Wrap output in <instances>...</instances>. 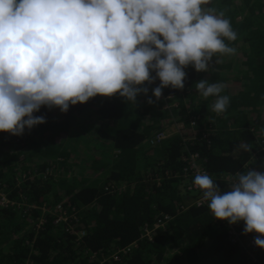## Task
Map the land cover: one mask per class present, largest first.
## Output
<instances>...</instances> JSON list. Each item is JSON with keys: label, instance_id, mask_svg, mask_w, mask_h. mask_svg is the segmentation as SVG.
Segmentation results:
<instances>
[{"label": "trees", "instance_id": "16d2710c", "mask_svg": "<svg viewBox=\"0 0 264 264\" xmlns=\"http://www.w3.org/2000/svg\"><path fill=\"white\" fill-rule=\"evenodd\" d=\"M48 1L0 0V73L8 74L12 67L10 74L19 72L24 83L19 86L22 97L10 99L6 85L13 75L0 76V141L16 120L25 118L24 126L15 127L22 132L17 149L35 156V168H44L48 162L57 167V157L66 158L72 152L65 145L76 146L84 128L94 129L95 139L116 153L93 162L92 174L109 169L100 182L80 184L75 191L63 190L64 194L59 190L65 186L61 178L40 177L31 184L37 203L62 199L80 208L86 232L82 242L74 244L75 235L50 221L36 236L29 228L23 236L28 221L16 211L0 208V264H92V252L101 258L124 247L128 251L120 254L121 260L110 259L107 264H264L262 4L257 0L238 21L248 0H241L239 6L233 0H179L168 5L160 0L148 11L154 22L147 32L154 39L151 50L156 64L150 78L140 76L138 70L150 51L134 52L131 44L136 30L125 24L131 17L141 21L142 16L132 11L134 6L118 8L120 16L111 23L112 36L100 40L77 24L75 28L54 23L50 9L46 21L40 8ZM52 1L61 19H72L71 13L62 14L65 0ZM71 1L77 23L81 16L92 20L104 11L103 0H96L95 9L84 0ZM201 18L205 25L212 19L208 27L214 32L207 40L199 25ZM228 41L230 46L243 45L238 52L243 54L239 56L242 61L235 63L238 71L228 74L238 82L218 80L213 92L209 86L200 90L207 75L201 70L203 61L214 63ZM115 47L123 55L119 65L110 58ZM47 67L58 69L44 86ZM126 70L136 79L129 88L121 79ZM174 116L186 122L181 133L199 140L184 143L179 135H171L150 150L137 147ZM203 125L212 129L205 132ZM193 129H197L195 135ZM67 133L74 135L73 140L66 137L60 150L58 138ZM6 148H0V165L15 163L19 157L15 149ZM188 152L197 153L198 164L210 172L209 186L218 189L219 200L227 204L223 214L211 204L181 208L184 196L177 189L185 165L182 157ZM43 161L47 163L42 165ZM60 169L67 171V167ZM166 171L172 177H165ZM156 174L161 177L159 185ZM111 184L125 188L104 189ZM160 212L171 214L172 219L154 231L151 239L141 237L143 225ZM229 229L251 238L254 246L231 243ZM26 237L33 242L26 243Z\"/></svg>", "mask_w": 264, "mask_h": 264}, {"label": "built area", "instance_id": "2783aa9c", "mask_svg": "<svg viewBox=\"0 0 264 264\" xmlns=\"http://www.w3.org/2000/svg\"><path fill=\"white\" fill-rule=\"evenodd\" d=\"M159 1L160 0L116 1V3L120 6H134L132 11L142 16L141 21H136L134 17H131L136 24V27H134L137 34L135 39L139 44L148 43L149 39L151 38V35L149 34V32H147V30L150 26L153 27L154 22L150 21L148 17V11H153L151 8L155 9L160 3ZM169 1L175 3L179 0H163L164 5H168ZM84 2L90 8H96V0H84ZM110 8L103 7L102 3V9L104 10V13L99 17L97 16L95 19L90 20L87 16L84 15V20L83 18L80 19V22L82 21L83 28L86 31L94 30L95 28H93L92 25L99 22L102 19L101 16L106 17L107 12H110L111 16L113 14L114 17L120 16L119 10L112 12L110 11ZM128 21L129 20H125V22ZM152 40L154 39H151V42ZM152 67H156V64L154 62ZM7 72L11 73V68H9ZM164 97L169 98L170 96ZM176 119L178 120L179 117H176ZM182 123L183 121L179 123L180 131L174 133L173 135H179V138L184 143L190 142L192 140H199L181 133L184 129L181 125ZM194 124L195 121H191V125L194 126ZM196 130L197 129H193V135L196 134ZM208 130L211 129L208 128ZM165 131L166 129L163 127L154 130L145 138L144 142L152 146L160 144L162 140L166 139ZM205 136L206 133L203 132L201 137L204 139ZM260 147L261 149H264V140L260 141ZM182 160L185 162V165L183 166V170L179 175V177H182L181 186L187 191L188 189H190V191L198 193V196L196 197L198 201L195 203H184L183 205H181V208L186 209L189 205L193 204H195L196 206H205L206 204H211L212 206L218 208L223 214L227 209V204L219 200V190L209 186V173L204 166L198 164V154L188 152L182 157ZM21 163L22 162H18L11 165L10 170H8L6 174L0 170V172L3 173V177H0V208L16 211L18 215L24 217V219L28 221V227L22 230L23 236L27 235L28 228L31 232L33 231L34 236H36L37 233L41 232L44 229L45 224L50 221L53 226H61L65 232L75 235L76 240H84L86 232L81 223V213L79 207L75 205H67L62 199L52 203L48 201L37 203L33 199V187L31 184L37 177L41 176L45 179L51 175H56L57 173L54 171V167L48 165L44 169H38L35 167L32 168L26 166ZM160 182L156 184L159 185ZM124 187L125 186H115L114 184H111L105 186L104 189L113 191L117 190L118 188L123 189ZM171 219V214L162 212L158 213V215L155 216L152 222L143 225L141 237L151 239L153 232L158 229L165 228V225ZM229 234L231 243L244 245L245 247L254 246V242L251 238L240 236L239 233H237L235 230L229 229ZM25 240H28L26 241V243L33 242L32 240L29 241L28 237H26ZM127 251L128 247L120 248L109 256L101 254V258L98 257L97 252H92L90 258L92 259V264H107L110 259L121 260L120 254L127 253Z\"/></svg>", "mask_w": 264, "mask_h": 264}, {"label": "rangeland", "instance_id": "374dc122", "mask_svg": "<svg viewBox=\"0 0 264 264\" xmlns=\"http://www.w3.org/2000/svg\"><path fill=\"white\" fill-rule=\"evenodd\" d=\"M116 1L117 0H110V1L103 0V2H102L103 3V7H105V8H110L111 7L110 11H112V12L117 11L118 8L127 9V7L120 6L119 4H117ZM233 1L236 3V5H238V6L240 5L241 0H233ZM258 2L262 4V11L264 13V0H258ZM72 3L73 2L71 0H65L64 3H62V4H64L63 5L62 14L65 12V14L70 15L68 13H71L69 18H72V19H68V20L61 19L60 18L61 12L58 9L59 7H57L56 3L54 1H52V0L48 1L46 6H44L43 8H40L41 9V14L42 15L45 14V16H47L48 13H49V9H50L55 14V17H56L54 23L58 22L60 25L61 24L64 25V24L69 23V24H72V26H74L75 28H76V24H77L80 28L84 29L83 26H82V21L80 23H77L76 22V18L75 19L73 18V15L76 14V12L74 11L75 7H74V5H72ZM256 3H257V0H248V4L246 6V9H244V11L242 13H240L241 16L238 18V21H242L243 18H244V15H246V12L249 9V7L254 6ZM192 7H193V5H192ZM53 9H56V11H53ZM103 13H104V11L98 13L96 15V17L97 16L99 17ZM101 17H102V19L99 22H97L96 24L92 25V27L95 28L94 30L86 31L84 29V32L85 33L90 32L91 35L96 33L97 37L100 40L105 39V38H108V40H109L110 37L112 36L111 33H110V30H111V27H112L111 23L115 22L116 20H115L113 14L111 16L110 12H107L106 17H104V16H101ZM47 18H48V16L46 17V21H47ZM82 18L84 20V16L80 17V19H82ZM105 18H106V20H105ZM132 18L129 19V21L127 23H125L129 29L136 27V24H135V22L133 21ZM205 22L206 21L203 18H201L199 20V25L204 27L203 31H202V33L204 32V36H205L204 40H207V39H209L210 35L213 34L214 30L210 31V29L208 27V25L212 22V19L211 20L208 19V22H207L206 25H205ZM197 27H196V29H197ZM102 31H103V33H101ZM68 32H69V30H67L66 33L68 34ZM70 33L73 34V30ZM77 34H78V31H77ZM136 36H137V34H136ZM131 45H132V48L134 49V52H138L140 50H143V52L150 51V55L148 56V61H146V63H143L144 67L139 68L138 70L140 71L139 72L140 76H142V77H147L148 76V77L152 78V66H153V62H154L153 58H155V56H154L153 51L151 50V38L149 39L148 43H144V44H139L138 42H136V39H135V40H133ZM242 47H243L242 44L235 45V46L231 47L232 58L235 56L236 53H237V55L242 57L243 54L241 52L238 53L239 49L242 48ZM115 49L114 50H110V58L113 60L114 64H118L119 65V62L123 61V55H122V52L119 49H117L116 47H115ZM221 54H224L223 51H220L219 56H217L218 60L220 59ZM137 55L138 54H135L134 56L137 57ZM167 61H168V59H166V62ZM122 64H123V62H121L120 65H122ZM202 65L203 66H202L201 70L205 71L206 70L205 69V64L202 63ZM206 68H208V66H206ZM57 69L58 68H52V67H47L45 69V75H44L43 80H42V82L44 83V86L46 85L47 78L49 76H51V73L55 72ZM128 74L129 73L126 70L125 72L122 73V76H121V79H122L123 83L125 84L126 88H129L134 83H136L135 82L136 79L133 77V75H130V77L132 79H129L130 77H129ZM15 75L12 76V79L10 81L11 84L6 85L7 89H8V92H11V95L8 96V98H10V99H13L15 96L22 97V94H21L22 92L20 91L21 89L19 88V86H20V84H24L23 83V77L20 74L19 75L15 74ZM22 87L24 88V86H22ZM176 116H180V115H176ZM181 116H183L182 112H181ZM188 120H190V117H188ZM182 121H180L179 119L176 120L175 124L172 125L168 130L165 131L166 132V138L171 136L173 133H177L178 131H180L179 130V128H180V124L179 123L182 122ZM17 122H18V120H16L15 123H14L15 127L24 126L25 125V118L20 119V121L18 123ZM185 124H186V122H183L181 124L183 126V128H184ZM15 127H12V128L10 127V130L8 131V136L4 139V141H0V148L3 149V146H5V148L7 147L6 150H9V151H13L15 149L17 154H19V157L17 158V162H15V163L22 162L21 164H24L26 166H29V167L33 168V166H35V164H36V158L33 155L30 156V155L26 154L24 151L19 150L20 146H19L18 142H19V138H20V135H21L22 132H20V130H16ZM202 127H203V129H202L203 131H205V132L209 131L207 129L208 126L203 125ZM210 129H212V127H210ZM81 133H83L84 137H82L80 135L81 141H79V143L76 146H74L72 144H70V145L66 144L65 145L67 148H69V149H66V150L68 152L70 150H72V152H71V154L68 153L69 155L66 158L63 157V156H58L57 159H56V160H58V164H57L58 166L57 167H55L52 164H49V162L46 165V166H48V165L53 166L54 167V171L57 174L56 175H51V176H49V177H47L45 179L40 176L44 180H47L49 178H53V179H57L58 180L59 178H61V180L64 181V183H62V184H64L65 186L60 187L59 190H61L63 194H64L63 190L68 189L70 192L71 191H75V189L79 187L78 185H80V184H82L84 182L85 183L88 182V180H87L88 175L86 174V171H85L84 167L91 165L94 168H96V165L92 164V160L97 161V162H101V161H103V159H102L103 157H106V156L113 157L114 154L116 153V150H113L109 144H104L101 140H96L95 139L94 129L84 128V131H81ZM74 134H77V133H74ZM65 136L68 138L69 141H72L73 139L71 137H74V135L72 133H70V134L67 133ZM66 137H64V138H66ZM17 146H18L19 149H17ZM154 146L155 145H153V146L149 145L147 149L150 150ZM88 148H90L92 150L90 155H88V153H89ZM90 156H92L91 159H90ZM33 157L35 159H33ZM84 158H87V159L84 160ZM46 163L47 162L43 161L42 165H45ZM13 164H14V162L9 163V164H6V163L1 164L0 165V170L6 174L8 172V170H10L11 165H13ZM65 167H67V171L64 170V172H63V170H61L60 168H65ZM44 168H40V169H44ZM98 171H101V170H98ZM0 174H3V173L0 172ZM146 174L151 175V173H149V172H146ZM164 176L165 177H169V178L172 177V176H170V174L167 171H166ZM40 177H37L36 179H38ZM173 177H176V176H173ZM74 179L77 181V183H76V181ZM155 180H156V183H158V182H160L161 177L158 174H156L155 175ZM52 181H54V180H52ZM114 185L115 186H119V185L124 186V184H118V185L114 184ZM179 185L180 186L177 189V194L179 196H181V197L184 196V199H182L183 204L184 203H195V202L198 201L197 198H196L197 196H195L196 192L193 193V191H190V189H188V191L185 190V188H183L181 186V183ZM187 193L189 194L188 198L184 195V194H187ZM65 195H68V194H65ZM82 241L83 240H76L75 239L73 243L74 244H78V243H80ZM243 244H245V243H243ZM254 260L257 261L256 259H254ZM28 263L29 262H26L25 264H28Z\"/></svg>", "mask_w": 264, "mask_h": 264}, {"label": "crops", "instance_id": "0c3cea01", "mask_svg": "<svg viewBox=\"0 0 264 264\" xmlns=\"http://www.w3.org/2000/svg\"><path fill=\"white\" fill-rule=\"evenodd\" d=\"M229 43H230V41H228L226 43V45L224 46V48L222 50L224 54H221V57H220L219 60L216 59V61L214 63H212V64L208 60L203 61V63L205 64V69H206L205 71H207V75H205V77L203 79V84H202L200 90H203V89L205 90V88H207V86H209V88L212 90L213 89V85L218 80H227V82L229 84H232L234 82H238V81H235V79L237 77L228 78V74L230 72L234 71V70L238 71L237 67L235 66V63H238V62L242 61V59L239 57V55H237L236 52H235L236 53L235 56L232 58V51H231V47L232 46H230ZM206 66H211V67L208 69V68H206ZM15 74L19 75V72H15ZM171 102L173 104H177V103H175L173 101H167L166 103L169 104ZM192 104H194V102H192ZM170 124L171 123H167L166 125H164L166 130H168L171 127ZM64 137H66V136H64ZM64 137L58 138V139H60V141L57 143V145L60 147V150H64L63 146H64L65 140H66V138H64ZM148 146L149 145L143 141L137 147L148 148ZM137 147H135L133 149L132 155H133L134 150ZM88 151H89L88 155H90L92 150L90 148H88ZM36 155H38V154H36ZM91 157L92 156H90V159H91ZM87 158H84V160H86ZM33 159H35V158L33 157ZM93 162H94V160H92V164H93ZM84 169L86 171V174L88 175V177H87L88 182H86V183H91V184L94 183V182H100L105 177L104 175H106L108 170H109L108 168H106V169H103L101 171H98V172H95L94 174H92L91 171L94 170L93 166H91V165L90 166H86V167H84ZM84 183H82V185H84Z\"/></svg>", "mask_w": 264, "mask_h": 264}, {"label": "water", "instance_id": "95a60500", "mask_svg": "<svg viewBox=\"0 0 264 264\" xmlns=\"http://www.w3.org/2000/svg\"><path fill=\"white\" fill-rule=\"evenodd\" d=\"M10 68H11V73H14L13 68L12 67H10ZM3 74H6L7 77L10 76V75H13V74H10V72H8V74L7 73H0V76L3 75ZM206 170H207V168H206ZM207 172L210 174V172L208 170H207Z\"/></svg>", "mask_w": 264, "mask_h": 264}, {"label": "flooded vegetation", "instance_id": "af4514ba", "mask_svg": "<svg viewBox=\"0 0 264 264\" xmlns=\"http://www.w3.org/2000/svg\"><path fill=\"white\" fill-rule=\"evenodd\" d=\"M176 117H173V119H172V122H171V124H170V126H172V125H174L175 124V122H176Z\"/></svg>", "mask_w": 264, "mask_h": 264}]
</instances>
